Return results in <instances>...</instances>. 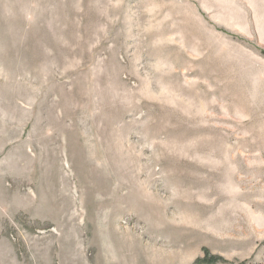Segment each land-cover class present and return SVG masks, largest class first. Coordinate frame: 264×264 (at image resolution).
Returning <instances> with one entry per match:
<instances>
[{
    "label": "rangeland",
    "instance_id": "1",
    "mask_svg": "<svg viewBox=\"0 0 264 264\" xmlns=\"http://www.w3.org/2000/svg\"><path fill=\"white\" fill-rule=\"evenodd\" d=\"M0 264H264V0H0Z\"/></svg>",
    "mask_w": 264,
    "mask_h": 264
}]
</instances>
